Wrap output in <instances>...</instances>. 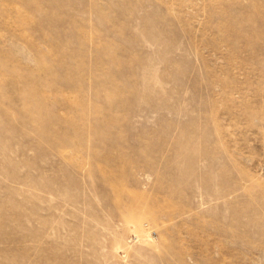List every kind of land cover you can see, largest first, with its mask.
I'll return each instance as SVG.
<instances>
[{"label":"rangeland","instance_id":"374dc122","mask_svg":"<svg viewBox=\"0 0 264 264\" xmlns=\"http://www.w3.org/2000/svg\"><path fill=\"white\" fill-rule=\"evenodd\" d=\"M0 264H264V0H0Z\"/></svg>","mask_w":264,"mask_h":264}]
</instances>
